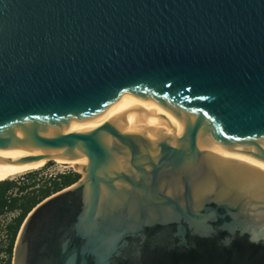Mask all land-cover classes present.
Segmentation results:
<instances>
[{
	"label": "water",
	"instance_id": "95a60500",
	"mask_svg": "<svg viewBox=\"0 0 264 264\" xmlns=\"http://www.w3.org/2000/svg\"><path fill=\"white\" fill-rule=\"evenodd\" d=\"M46 157L11 264H264V0H0V178Z\"/></svg>",
	"mask_w": 264,
	"mask_h": 264
},
{
	"label": "trees",
	"instance_id": "16d2710c",
	"mask_svg": "<svg viewBox=\"0 0 264 264\" xmlns=\"http://www.w3.org/2000/svg\"><path fill=\"white\" fill-rule=\"evenodd\" d=\"M52 163V160H48L42 168L0 180V213L6 210L18 211L17 215L7 224L9 234L7 246L2 248L0 245V252L5 251L6 253V258L1 264H11L18 231L31 209L43 199L72 185L81 177V174L72 168L51 174L45 173Z\"/></svg>",
	"mask_w": 264,
	"mask_h": 264
},
{
	"label": "built area",
	"instance_id": "2783aa9c",
	"mask_svg": "<svg viewBox=\"0 0 264 264\" xmlns=\"http://www.w3.org/2000/svg\"><path fill=\"white\" fill-rule=\"evenodd\" d=\"M63 170V169H62ZM62 170H55V171H45V173H54L56 171H62ZM18 213V211L14 210V211H3L2 213H0V245L2 248H5L8 244V240H9V234L7 231V224L11 221V219L16 216ZM6 258V253L5 251H1L0 252V264L2 262V260Z\"/></svg>",
	"mask_w": 264,
	"mask_h": 264
},
{
	"label": "bare ground",
	"instance_id": "6f19581e",
	"mask_svg": "<svg viewBox=\"0 0 264 264\" xmlns=\"http://www.w3.org/2000/svg\"><path fill=\"white\" fill-rule=\"evenodd\" d=\"M48 159L49 158L46 157L45 160L43 161V163L38 165V166L24 168V169H21L20 171L9 172L6 175H4L3 177H1L0 180L7 179V178H12V177H14L16 175H19V174H22L24 172H27V171H30V170H34V169H38V168L42 167ZM52 159H54V158L52 157ZM66 166H69V165H66Z\"/></svg>",
	"mask_w": 264,
	"mask_h": 264
},
{
	"label": "rangeland",
	"instance_id": "374dc122",
	"mask_svg": "<svg viewBox=\"0 0 264 264\" xmlns=\"http://www.w3.org/2000/svg\"><path fill=\"white\" fill-rule=\"evenodd\" d=\"M48 160H50V159H48ZM48 160L46 161V162H48ZM52 161H53V163L52 164H50L49 166H48V169L47 170H49V171H55V170H62V169H67V168H72V169H74V167H72V166H63V165H61L60 163H58L55 159H51ZM46 162H45V164H46ZM44 164V165H45ZM43 165V166H44ZM40 168H42V167H40ZM39 169V168H38ZM46 170V171H47ZM75 170V169H74Z\"/></svg>",
	"mask_w": 264,
	"mask_h": 264
}]
</instances>
